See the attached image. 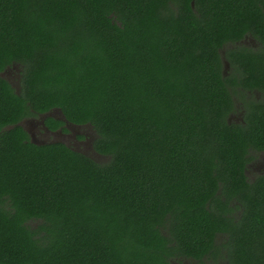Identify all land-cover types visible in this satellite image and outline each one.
<instances>
[{"label": "trees", "instance_id": "16d2710c", "mask_svg": "<svg viewBox=\"0 0 264 264\" xmlns=\"http://www.w3.org/2000/svg\"><path fill=\"white\" fill-rule=\"evenodd\" d=\"M177 9L0 0V264H173L226 231L235 260L260 258L250 240L264 237V180H244L247 143L224 118L217 48L230 16L197 28L189 0ZM13 66L18 91L1 75ZM55 109L90 130L102 161L30 140L19 122ZM230 198L244 205L240 225Z\"/></svg>", "mask_w": 264, "mask_h": 264}, {"label": "flooded vegetation", "instance_id": "af4514ba", "mask_svg": "<svg viewBox=\"0 0 264 264\" xmlns=\"http://www.w3.org/2000/svg\"><path fill=\"white\" fill-rule=\"evenodd\" d=\"M213 2L217 4L212 5ZM224 2L225 0H189V7L197 28H205L211 23V19L224 11L229 13L232 26L230 38L223 40L217 48L221 58V75L227 77V88L230 92V104L225 110L224 118L227 124L238 129L246 140L247 152L242 159V174L244 180L251 183L258 178L264 180V133L256 138L252 137L253 133L260 132L264 124V0H230L227 8L224 7ZM168 3L177 11L183 0H168ZM224 15L228 17L226 13ZM14 69L4 71V77L19 89V74L16 72L18 69ZM14 78L17 80L14 81ZM46 117L38 115L33 129H27L30 139L40 137L38 140H45V143L64 142L78 151L100 157L92 149L94 137L90 130H69L65 121L58 117L55 118L62 120L63 125L50 128L45 123ZM217 194L220 195V191H217ZM220 197L225 200L224 196ZM226 208L227 214L234 216V221L240 225L237 218L245 210L243 203L236 198H230ZM233 229L236 230L235 227ZM250 242L256 245L261 243L262 252L260 258L252 263L234 259L231 254L233 239H230L227 231L217 232L214 245L200 258L177 256L171 261L173 264H264V237L251 239Z\"/></svg>", "mask_w": 264, "mask_h": 264}, {"label": "water", "instance_id": "95a60500", "mask_svg": "<svg viewBox=\"0 0 264 264\" xmlns=\"http://www.w3.org/2000/svg\"><path fill=\"white\" fill-rule=\"evenodd\" d=\"M3 74H4V72L1 73V75H3ZM15 87H16V90L18 91V87L17 86H15ZM46 116H54V117L61 118L62 120L65 121V123L67 124V127H68L69 130L74 131V129H80L81 128V126H79V125H75V124L69 123L60 110L50 111V112H47L45 114L39 115V117H42V118H45ZM24 121L25 120L19 122V124L27 131V129H30V128L25 126ZM29 122L31 124H34L33 121H29ZM30 140L32 142H34V143H37V144L45 143V140H38V139H34L33 137Z\"/></svg>", "mask_w": 264, "mask_h": 264}, {"label": "rangeland", "instance_id": "374dc122", "mask_svg": "<svg viewBox=\"0 0 264 264\" xmlns=\"http://www.w3.org/2000/svg\"><path fill=\"white\" fill-rule=\"evenodd\" d=\"M13 68H16V66H13ZM17 72V71H16ZM17 79L16 78H14V81H16ZM15 86V85H14ZM38 117V116H37ZM37 117H35L34 119H31V118H27V119H25V121H24V124H25V126H27L28 128H30V129H33V124H31L29 121H35V119L37 118ZM40 137H38L37 139H39ZM41 139V138H40ZM70 140V139H69ZM104 158L103 157H99V161H102Z\"/></svg>", "mask_w": 264, "mask_h": 264}]
</instances>
